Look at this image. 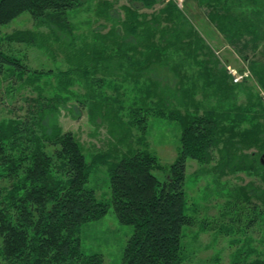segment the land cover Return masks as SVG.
Listing matches in <instances>:
<instances>
[{"label": "trees", "instance_id": "trees-1", "mask_svg": "<svg viewBox=\"0 0 264 264\" xmlns=\"http://www.w3.org/2000/svg\"><path fill=\"white\" fill-rule=\"evenodd\" d=\"M89 1L0 0V80L13 77V82L28 79L32 83L43 78L42 72L23 66L14 49H5L4 44L38 46L46 38L32 30L5 34L6 27L28 13L38 28L47 27L55 40L71 45L68 14ZM192 2L248 63V70L264 91V0ZM156 5L160 8L155 9ZM113 6L109 1L100 2L97 15L113 25L107 32L96 33L92 43L85 42L72 52L68 66L84 77L102 74L134 84L144 80L151 96L145 113L180 124L179 155L165 168L140 139L141 148L129 150L117 160L108 153L88 162L81 143L58 123V108L64 103L59 93L48 100L41 96L39 110L28 113L25 119L2 122L0 254L15 257L18 264H103L101 254L83 251L80 232L84 225L104 217L110 207L121 224L134 228L122 264H182L187 260L184 230L195 222L185 187L188 159L220 176L225 171L264 174L260 163L264 108L260 113L253 111L251 104H235L236 91L243 90L240 85L246 78L234 83L174 1L128 0L123 7L124 19L111 14ZM158 72L169 73L176 84L168 82L167 75L155 79ZM199 95L202 101L215 95L219 102L203 106ZM87 97L92 113L97 111L101 117L110 114L111 118L113 109L108 113L110 107L104 108L105 102H94L96 94L91 92ZM79 102L86 107V102ZM111 120L113 135L120 142L113 150L119 152L118 147L130 143V128L119 116ZM246 123L249 128H243ZM99 165L109 167L111 203L100 201L89 186L92 170ZM261 180L264 185V175ZM248 193L246 186L240 187L234 200L249 201ZM253 193L263 197L264 186H255ZM232 264L264 262H247L240 253Z\"/></svg>", "mask_w": 264, "mask_h": 264}, {"label": "rangeland", "instance_id": "rangeland-1", "mask_svg": "<svg viewBox=\"0 0 264 264\" xmlns=\"http://www.w3.org/2000/svg\"><path fill=\"white\" fill-rule=\"evenodd\" d=\"M103 1L114 4L111 12L114 17L125 18L123 7L128 4V0H90L86 5L68 14L72 31L71 45L55 40L47 27L38 28L28 13L21 15L4 29L5 34L18 30L39 32L46 41L38 46L12 44L10 47L9 43L4 44L5 49H14L23 66L32 72H42L43 78L32 83H28V79L13 82V77L0 80V124L10 119H25L28 113H36L39 110L41 96L48 100L59 93L64 103L58 108V123L64 132H72L81 143L88 162L98 154L108 153H112L117 160L123 153L141 148L139 141L142 139L160 164L167 168L179 155L182 131L180 124L175 120L145 113V106L151 105V96H148L150 92L146 91L147 83L144 80L138 84L131 81L122 82L117 77H106L102 74L100 77H84L79 71L71 70L68 66L72 52L81 49L85 42L92 43L96 33L107 32L112 27V22L97 15V6ZM165 1H174L186 13L192 25L211 48L212 57L216 58L222 67H226L228 75H231L232 69L240 75L248 76L240 85L243 90L236 91L235 104H251L253 111L261 113V108H264L262 87L248 70V63L234 52L207 21L204 11L192 0ZM158 8L160 7L156 5L155 9ZM142 11L151 12L146 9ZM158 75L155 79L167 75V81L173 86L177 82L169 73L164 75L160 72ZM62 83L65 86H61ZM60 87H64V90H59ZM91 92L96 94L94 102L99 104L101 100L105 102L104 108L110 107L108 113L113 109L111 118L118 119L119 116L121 122L130 128V143L118 147L122 153L113 150L120 142L113 135L114 122L108 116L110 114L101 117L97 111L91 112L90 99L87 97ZM197 99L201 100V96ZM79 100L86 102V107L83 108ZM204 100H201L204 102L203 106L210 103L217 106L219 102L215 95ZM248 118L252 120L251 116ZM138 120L145 123L131 126ZM243 128H249V124H244ZM117 134L120 135L119 132ZM216 156L218 158V154ZM214 165L215 162L210 166ZM108 168V165L95 167L89 186L96 191L100 201L111 203ZM212 172L210 167L204 169L195 160L187 161L185 187L188 206L191 208L190 215L195 222L184 230L187 260L182 264H232L233 258L240 253L247 262H264V196L258 198L253 195L255 186H264L261 180L263 172L257 175L246 172L231 174L225 171L223 176ZM157 175L162 176L159 172ZM243 186L248 188L249 201L234 200L233 195ZM133 232V226L121 224L113 207H110L108 213L100 220L83 226L80 232L82 249L87 254H101L103 264H122L124 250ZM17 262L15 257L9 259L1 252L0 264H18Z\"/></svg>", "mask_w": 264, "mask_h": 264}, {"label": "built area", "instance_id": "built-area-1", "mask_svg": "<svg viewBox=\"0 0 264 264\" xmlns=\"http://www.w3.org/2000/svg\"><path fill=\"white\" fill-rule=\"evenodd\" d=\"M231 71V75L233 76V80H234V83H240L242 82L245 78H247L248 76L247 75H240L236 72V70H232L230 69Z\"/></svg>", "mask_w": 264, "mask_h": 264}, {"label": "water", "instance_id": "water-1", "mask_svg": "<svg viewBox=\"0 0 264 264\" xmlns=\"http://www.w3.org/2000/svg\"><path fill=\"white\" fill-rule=\"evenodd\" d=\"M260 163L264 166V154L260 158Z\"/></svg>", "mask_w": 264, "mask_h": 264}]
</instances>
